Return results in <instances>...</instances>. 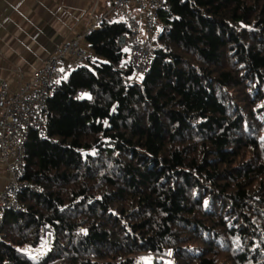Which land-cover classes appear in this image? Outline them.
Here are the masks:
<instances>
[{
    "label": "trees",
    "instance_id": "trees-1",
    "mask_svg": "<svg viewBox=\"0 0 264 264\" xmlns=\"http://www.w3.org/2000/svg\"><path fill=\"white\" fill-rule=\"evenodd\" d=\"M169 1L136 84L123 21L86 38L29 135L0 264H264V0Z\"/></svg>",
    "mask_w": 264,
    "mask_h": 264
},
{
    "label": "built area",
    "instance_id": "built-area-1",
    "mask_svg": "<svg viewBox=\"0 0 264 264\" xmlns=\"http://www.w3.org/2000/svg\"><path fill=\"white\" fill-rule=\"evenodd\" d=\"M100 6L101 0H95L86 20L85 32L58 46L17 91H11L7 81L0 83V162L7 172V184L0 192V226L6 211H20L22 192L34 188L22 180L29 135L36 131L39 136L47 137L48 100L58 93L63 81L90 58L83 48L86 38L99 30L105 19L121 20L128 31L118 37L117 46L128 54L133 69L129 83H138L154 64V36L163 32L160 15L168 11L170 1L109 0L107 11L98 15ZM76 98L83 100L90 95L87 90L80 89Z\"/></svg>",
    "mask_w": 264,
    "mask_h": 264
},
{
    "label": "crops",
    "instance_id": "crops-1",
    "mask_svg": "<svg viewBox=\"0 0 264 264\" xmlns=\"http://www.w3.org/2000/svg\"><path fill=\"white\" fill-rule=\"evenodd\" d=\"M95 0H0V83L17 91L62 43L85 32ZM101 0L97 14L107 11ZM83 48L94 57L86 42ZM7 172L0 162V192Z\"/></svg>",
    "mask_w": 264,
    "mask_h": 264
},
{
    "label": "rangeland",
    "instance_id": "rangeland-1",
    "mask_svg": "<svg viewBox=\"0 0 264 264\" xmlns=\"http://www.w3.org/2000/svg\"><path fill=\"white\" fill-rule=\"evenodd\" d=\"M121 21V20H118ZM161 33L157 32L154 36V41L156 42L157 39L160 37ZM49 249L48 245L43 246L42 248H40L39 250L35 251V252H31L27 249V253L30 254V258L33 259L34 261H38L43 255H45L47 253ZM154 258L159 259L157 256H154ZM146 259H150L152 261V258H146ZM145 264V259H144V263ZM152 264V262H151Z\"/></svg>",
    "mask_w": 264,
    "mask_h": 264
},
{
    "label": "snow or ice",
    "instance_id": "snow-or-ice-1",
    "mask_svg": "<svg viewBox=\"0 0 264 264\" xmlns=\"http://www.w3.org/2000/svg\"><path fill=\"white\" fill-rule=\"evenodd\" d=\"M145 264H151V260L150 259H145Z\"/></svg>",
    "mask_w": 264,
    "mask_h": 264
}]
</instances>
